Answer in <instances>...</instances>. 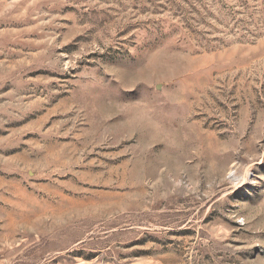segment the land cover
I'll return each mask as SVG.
<instances>
[{
    "label": "rangeland",
    "instance_id": "obj_1",
    "mask_svg": "<svg viewBox=\"0 0 264 264\" xmlns=\"http://www.w3.org/2000/svg\"><path fill=\"white\" fill-rule=\"evenodd\" d=\"M0 264H264V0H0Z\"/></svg>",
    "mask_w": 264,
    "mask_h": 264
}]
</instances>
